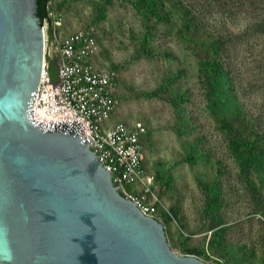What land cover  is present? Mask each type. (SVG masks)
<instances>
[{
    "label": "rangeland",
    "instance_id": "obj_1",
    "mask_svg": "<svg viewBox=\"0 0 264 264\" xmlns=\"http://www.w3.org/2000/svg\"><path fill=\"white\" fill-rule=\"evenodd\" d=\"M48 6L46 59L66 35L93 28L96 65L118 74L113 121L147 127L144 165L169 211L172 251L264 264V0Z\"/></svg>",
    "mask_w": 264,
    "mask_h": 264
},
{
    "label": "water",
    "instance_id": "obj_2",
    "mask_svg": "<svg viewBox=\"0 0 264 264\" xmlns=\"http://www.w3.org/2000/svg\"><path fill=\"white\" fill-rule=\"evenodd\" d=\"M47 68L36 0H0V264H207L124 196L75 120L33 119Z\"/></svg>",
    "mask_w": 264,
    "mask_h": 264
},
{
    "label": "built area",
    "instance_id": "obj_3",
    "mask_svg": "<svg viewBox=\"0 0 264 264\" xmlns=\"http://www.w3.org/2000/svg\"><path fill=\"white\" fill-rule=\"evenodd\" d=\"M48 15L51 19L53 14ZM53 25L57 28L62 23ZM52 39L46 33V50ZM54 51L58 56L57 80L51 81L47 63L34 98V121L51 124L75 120L83 124L85 134L99 147L100 162L113 183L144 215L164 224L169 211L144 165L148 129L143 124L113 121L118 108V74L96 65L99 45L95 30L84 28L66 35Z\"/></svg>",
    "mask_w": 264,
    "mask_h": 264
},
{
    "label": "trees",
    "instance_id": "obj_4",
    "mask_svg": "<svg viewBox=\"0 0 264 264\" xmlns=\"http://www.w3.org/2000/svg\"><path fill=\"white\" fill-rule=\"evenodd\" d=\"M37 1V10H38V16L41 20V24H43L45 21H48L49 23H51V19L49 18V3L51 0H36ZM150 0H146V3H149ZM53 30H52V26H49V31H48V35L50 36V38L52 39L53 37ZM146 42L149 41L150 38V33L148 32L146 34ZM219 44L218 41H215L214 43H212L210 46L213 47L212 49H214L215 47H217ZM47 63H48V73L50 75L51 81H56L57 80V59H53L50 56H47ZM219 73H222V71H220ZM253 147V143L251 145ZM169 219V217L167 218V220ZM207 264H225V262H222L220 260H212L211 262H208Z\"/></svg>",
    "mask_w": 264,
    "mask_h": 264
},
{
    "label": "crops",
    "instance_id": "obj_5",
    "mask_svg": "<svg viewBox=\"0 0 264 264\" xmlns=\"http://www.w3.org/2000/svg\"><path fill=\"white\" fill-rule=\"evenodd\" d=\"M114 122H115V120H114ZM117 122V121H116Z\"/></svg>",
    "mask_w": 264,
    "mask_h": 264
}]
</instances>
